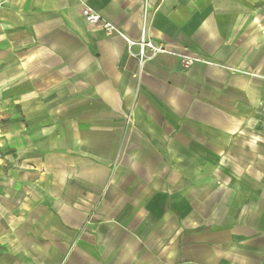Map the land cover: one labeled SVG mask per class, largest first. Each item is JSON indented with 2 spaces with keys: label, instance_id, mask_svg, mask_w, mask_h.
I'll return each instance as SVG.
<instances>
[{
  "label": "crops",
  "instance_id": "obj_1",
  "mask_svg": "<svg viewBox=\"0 0 264 264\" xmlns=\"http://www.w3.org/2000/svg\"><path fill=\"white\" fill-rule=\"evenodd\" d=\"M0 264H264V0H0Z\"/></svg>",
  "mask_w": 264,
  "mask_h": 264
},
{
  "label": "built area",
  "instance_id": "obj_2",
  "mask_svg": "<svg viewBox=\"0 0 264 264\" xmlns=\"http://www.w3.org/2000/svg\"><path fill=\"white\" fill-rule=\"evenodd\" d=\"M83 14L87 22L91 25L102 24L108 31L115 29V26L111 22L105 21L104 18L98 12L93 11L90 8H84ZM139 44H140V55L138 56V59H139L138 60V70H137L136 76H140L141 72L143 71L144 64L148 59L152 58L158 52L164 51L163 47L157 46L150 39L141 38ZM148 48L151 49L152 51V54L150 55L147 53ZM180 55L182 56L185 62L184 63L185 66L192 64L195 60L194 57L188 54L180 53Z\"/></svg>",
  "mask_w": 264,
  "mask_h": 264
}]
</instances>
